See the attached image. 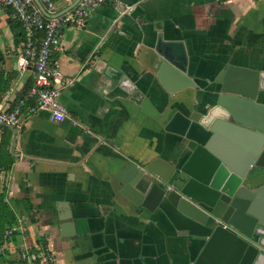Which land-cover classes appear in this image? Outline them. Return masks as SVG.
<instances>
[{
    "label": "crops",
    "instance_id": "crops-1",
    "mask_svg": "<svg viewBox=\"0 0 264 264\" xmlns=\"http://www.w3.org/2000/svg\"><path fill=\"white\" fill-rule=\"evenodd\" d=\"M53 1L61 14L81 0ZM117 3L93 9L85 28L60 33L52 60L73 81L60 96L69 119L52 122L42 111L24 116L20 133H0V264H14L23 248L57 264H193L202 249L163 211L124 197L115 175L128 161L157 156L180 167L191 155V108L202 109L219 73L229 64L264 71V0ZM124 5L135 8L120 17ZM159 33L184 42L186 80L156 78ZM23 45L21 24L0 6V102L12 104L33 85V67L17 65ZM66 221L72 228L62 232Z\"/></svg>",
    "mask_w": 264,
    "mask_h": 264
},
{
    "label": "water",
    "instance_id": "water-1",
    "mask_svg": "<svg viewBox=\"0 0 264 264\" xmlns=\"http://www.w3.org/2000/svg\"><path fill=\"white\" fill-rule=\"evenodd\" d=\"M154 53L161 83L186 80L184 42L159 33ZM215 84L202 109H190L185 163L128 161L115 180L134 205L160 209L180 234L202 244L193 264H256L264 255V71L229 64ZM148 106L146 99L142 108ZM59 226L63 232L72 222Z\"/></svg>",
    "mask_w": 264,
    "mask_h": 264
},
{
    "label": "built area",
    "instance_id": "built-area-1",
    "mask_svg": "<svg viewBox=\"0 0 264 264\" xmlns=\"http://www.w3.org/2000/svg\"><path fill=\"white\" fill-rule=\"evenodd\" d=\"M47 14L35 0H0V6L11 9L24 31V45L17 56V65L21 72L34 70L32 87L12 104L7 100L0 102V133L6 129L20 133L23 130V117H31L39 112L49 113L50 120L62 123L69 119L67 108L61 103L60 96L64 88L73 81L64 79L58 64L52 55L59 43L60 33L66 27L85 28L93 9L100 5H117V0H81L78 7L58 14L53 0H38ZM133 5L120 7V17L130 15ZM15 228L6 233V237L15 232ZM0 249V256H3ZM4 264H9L5 262ZM14 264H57L55 258L44 251L23 248Z\"/></svg>",
    "mask_w": 264,
    "mask_h": 264
},
{
    "label": "trees",
    "instance_id": "trees-1",
    "mask_svg": "<svg viewBox=\"0 0 264 264\" xmlns=\"http://www.w3.org/2000/svg\"><path fill=\"white\" fill-rule=\"evenodd\" d=\"M31 87H32V86H31ZM31 87H29V88L26 90V92H27Z\"/></svg>",
    "mask_w": 264,
    "mask_h": 264
}]
</instances>
